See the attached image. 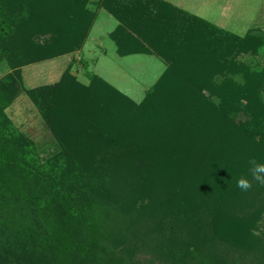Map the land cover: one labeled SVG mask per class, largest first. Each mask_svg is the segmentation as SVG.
<instances>
[{
    "label": "trees",
    "instance_id": "trees-1",
    "mask_svg": "<svg viewBox=\"0 0 264 264\" xmlns=\"http://www.w3.org/2000/svg\"><path fill=\"white\" fill-rule=\"evenodd\" d=\"M90 2L0 0V246L29 245L35 264H264V187L236 186L264 163V65L242 59L264 54V32L167 0H98L120 56L165 60L144 98L84 57L26 87L23 67L83 49ZM21 95L57 144L45 161L7 111Z\"/></svg>",
    "mask_w": 264,
    "mask_h": 264
},
{
    "label": "rangeland",
    "instance_id": "rangeland-1",
    "mask_svg": "<svg viewBox=\"0 0 264 264\" xmlns=\"http://www.w3.org/2000/svg\"><path fill=\"white\" fill-rule=\"evenodd\" d=\"M167 1L240 36L250 31L264 32V0ZM89 8L98 11V15L83 49L23 68L26 87L58 80L72 59L84 57L90 62L88 70H94L136 101L142 100L164 71L165 60L148 54L120 56L110 36L118 19L105 7H100L98 0H91ZM242 59L253 66L264 65V54H245ZM74 71L82 80H86L82 62L75 63ZM2 74L3 71L0 77ZM7 111L16 125L30 134L36 142L40 159L45 161L57 144L31 99L21 95ZM30 254L32 252L29 245L0 246V264H35V260L30 259ZM38 261L44 264L41 260Z\"/></svg>",
    "mask_w": 264,
    "mask_h": 264
},
{
    "label": "clouds",
    "instance_id": "clouds-1",
    "mask_svg": "<svg viewBox=\"0 0 264 264\" xmlns=\"http://www.w3.org/2000/svg\"><path fill=\"white\" fill-rule=\"evenodd\" d=\"M250 165L251 179L246 176H241L236 181L237 188L242 192L252 190L254 183L264 187V163H259L255 158L248 161Z\"/></svg>",
    "mask_w": 264,
    "mask_h": 264
},
{
    "label": "crops",
    "instance_id": "crops-1",
    "mask_svg": "<svg viewBox=\"0 0 264 264\" xmlns=\"http://www.w3.org/2000/svg\"><path fill=\"white\" fill-rule=\"evenodd\" d=\"M46 61V60H45ZM44 62V61H43ZM41 63V62H40ZM33 65V64H32ZM69 65V64H68ZM31 65H27V66H25V67H23L24 69H26L27 67H30ZM66 69V68H65ZM63 73V72H62ZM62 73H61V75H62ZM61 75H60V77H61Z\"/></svg>",
    "mask_w": 264,
    "mask_h": 264
}]
</instances>
